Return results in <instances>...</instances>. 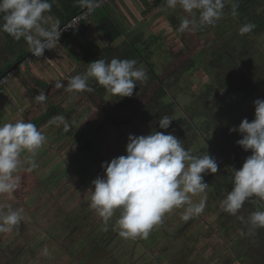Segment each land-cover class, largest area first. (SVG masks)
Segmentation results:
<instances>
[{
	"label": "rangeland",
	"instance_id": "1",
	"mask_svg": "<svg viewBox=\"0 0 264 264\" xmlns=\"http://www.w3.org/2000/svg\"><path fill=\"white\" fill-rule=\"evenodd\" d=\"M121 4L124 8H120ZM110 8L118 13L117 18L128 29L126 36L113 44H109L104 39L98 26L92 21V18L101 17ZM228 9H230L229 3L226 0L221 19L214 25L198 27L201 31H198L196 37L197 33L194 31H178L181 19L188 15L179 6L175 9L166 8L165 0H126V2L111 0L109 4L97 9L95 15L90 18V24L85 25V28L91 29V31L87 30L88 35L85 39L81 38L80 33H76L79 41L74 42L73 52H78V56L64 53L62 49L57 51L59 48L57 44L55 54L36 61L10 80L5 90L15 84L17 88L29 92L33 99L40 92H44L47 96V100L43 103L34 99L31 104L36 110L32 112L33 107L30 106L25 112L27 116L34 118L36 115H44L51 110L52 106H58L61 110L60 115L70 125V135L68 136L69 131H65L62 124L58 126L56 122L50 123L55 116L49 118L44 124L36 125L46 137L44 145L38 150L40 166L46 168L39 174L36 170V175L33 176L32 171L25 174L19 190L11 194H3L4 198H0V203H11L14 208H22L24 217L19 226L13 227L9 232L0 233V264L6 259H10L11 264H157L162 258L163 263L166 264L170 259L167 254L171 253V249L167 248L172 242L177 243L181 251L189 248L188 252L183 251L185 256L188 255L186 257L193 255L195 246L198 251H202L206 245H216L217 241L219 246L224 245L231 254L233 253L225 239L219 241L224 231L223 227L219 228V225H222L228 218V213L222 211L218 225L216 219L221 209L217 201L221 192H226V190L231 192V185L234 187L233 173L229 167L242 168L245 159L252 152L251 150L244 151L237 144L242 136L238 132H230L229 129L234 126L238 127L247 115L254 120V101L261 98L241 91H229L228 88L220 90L219 97L211 93L209 98L204 100L202 96L209 85H215L219 75V70H211V72L208 70L209 62L213 59L211 56L216 52V48L219 50L221 46L217 45L219 36L227 39L225 44L228 43L227 46L230 49L250 44L248 56L240 61L241 67L246 72L257 75L259 89L264 94V32L252 38H245L246 34L241 35L239 29L244 26V22L249 23L250 19L241 18L238 14L233 15L232 10ZM45 15L51 18L49 24L45 26L54 25L55 20L50 13H45ZM198 15L197 12V19ZM2 36L0 37V48L4 52H0V62L2 54L3 59L14 60L22 47L27 52L29 51L28 44L23 42L17 45L16 54L13 53L11 57L9 49L2 45L9 40L7 41V38L5 36L2 38ZM136 38L139 43H137L132 59L137 61L136 67L145 71L147 79L137 82L132 95L131 107L120 105L118 103L120 99L117 100L118 102L115 101L114 95L96 91L93 87L95 80L91 78L89 80H93V83H88V85L92 91L69 93L63 88L55 87L57 82H61L66 87L68 79L86 72L89 65L84 60L90 47H99L102 50L112 45L110 52L112 58H116L128 52L129 43ZM250 39L254 42L251 43ZM18 42L14 41L13 47L14 43ZM59 43H62V40ZM149 51L152 53L149 54ZM203 52L207 53L204 55ZM105 54L101 52L99 56ZM191 60L195 61L193 68L189 66ZM51 63L56 64L55 69ZM150 64L154 66L160 78L166 79L165 83L169 85V88L167 87L168 97L163 100L169 107L172 106L173 111L170 118L173 120L168 131L163 132L175 135L186 149L191 150L193 155L215 154L221 160L223 169L228 170V176L226 175V180H219V175H222L220 167L218 169L220 173H202L204 182L209 184V188L205 193L192 197L194 203H199L202 197L206 198V202L190 234L186 232V236H182V234L172 233L177 228L176 224L184 221L181 218L184 208H174L171 211L175 213L177 209V216L163 215L160 223L152 227L147 237L140 235L124 240L112 238L114 245L118 243L124 246L123 253H119L123 247L117 245V248H120L119 252H116L117 259L106 260L102 258L103 253L98 252L103 247H107L108 241L111 240L109 229L107 230L106 223L100 220L101 217H93V220H89V216L86 215L87 207L81 204L80 200L92 187V183L88 182L82 186L81 180L83 175L90 171H93V176L90 178L92 181L98 176H104V169L101 167L103 162L110 163L113 158L126 155L129 134L140 136L149 135L153 131L162 132L159 127L145 126L144 122L139 119H133L135 123L132 121L130 123L126 116L133 109L140 112L146 97L150 96L149 99H151L159 87L157 79L148 77ZM39 65H44L43 70L46 71L57 70L56 77L53 79L35 75V67ZM5 94L6 92L3 91V95ZM4 98L7 99L6 96ZM118 109L122 112V114L119 112L123 118L121 123L108 118L109 114L118 115ZM193 114H198V117ZM153 119L155 116L151 118ZM183 122L186 125L182 124ZM179 128H182V133L178 130ZM195 129L199 137L194 133ZM205 129L211 132L210 138L204 134ZM224 135L227 137L231 135L230 149L224 143ZM219 136L220 141L217 139ZM88 139L92 141L91 147L94 151L86 155L81 147ZM219 151L227 157L226 161L223 160ZM85 155L89 156V162L82 165L80 162ZM54 167L59 169H51ZM75 167H78V171L73 169ZM72 169L74 173L70 177L67 176ZM18 175L21 177L23 174ZM58 176L61 180H65V183L56 181L55 177ZM221 177L225 178L224 175ZM39 178H42L41 183ZM226 195L223 193L221 200ZM212 198L214 201L211 200ZM245 203L250 205V210L245 211L244 206L239 210L237 213L239 226V217H244L246 214L248 219L252 212L264 211V200L255 196ZM163 223L170 226L163 225L161 229ZM246 224H248L247 221L244 225ZM241 229L244 230V227ZM112 233L118 235V232ZM251 233L250 242H247L251 250L247 252L245 259L242 258L240 261L242 264H264V228H254ZM167 239H170L168 244ZM245 244H238L239 250H242L244 246L243 251L238 254L239 258L247 249ZM45 249H47V254H45ZM126 260L130 261L126 263ZM177 262L180 264L182 261L179 259Z\"/></svg>",
	"mask_w": 264,
	"mask_h": 264
},
{
	"label": "clouds",
	"instance_id": "2",
	"mask_svg": "<svg viewBox=\"0 0 264 264\" xmlns=\"http://www.w3.org/2000/svg\"><path fill=\"white\" fill-rule=\"evenodd\" d=\"M53 2L0 0V31L17 41L23 38L30 53L42 57L46 49L55 47L61 36L56 25L45 27L51 19L45 13L51 11ZM77 2L89 11L99 6V0ZM225 3L226 0H165V7L175 9L179 6L187 13L181 19L178 31L191 32L220 20ZM236 8L234 4L233 15L237 14ZM254 28V24L248 23L239 29V33L244 35ZM136 64L134 59H99L89 63L85 73L68 79L66 87L61 82H57L55 87L69 93L92 91L88 85L91 78L111 95L131 97L137 82L147 79L145 71ZM35 100L43 103L47 96L40 92ZM254 107L253 121L245 118L238 127L229 129L242 136L237 144L244 151L252 152L241 169H232L234 187L220 202V209L230 215H237L245 202L254 196L264 200V99L255 100ZM172 120L168 116L160 117L159 127L167 130ZM52 122L58 126L62 124L65 131L69 128L62 116L54 117ZM45 141V135L31 122L18 120L0 124V195L14 193L20 188L21 177L18 173L21 165L27 166L25 171L35 169V157ZM128 141L127 154L113 158L110 163L103 162L101 167L105 175L93 180L92 187L85 194L86 199L90 197L89 206L105 223L113 216L115 209H120L113 230L126 239L140 235L147 237L152 227L160 223L162 216L174 208L187 205L181 213L185 221L204 210L206 198L202 197L199 203H194L192 197L205 193L209 188L202 173L218 172L215 158L208 153L193 155L175 135L159 131L140 136L129 134ZM22 153L26 155L22 157ZM23 218L22 208H14L11 203H0V233L19 226ZM239 218L244 220L242 216ZM247 223L253 229L264 228V211L252 212Z\"/></svg>",
	"mask_w": 264,
	"mask_h": 264
},
{
	"label": "trees",
	"instance_id": "3",
	"mask_svg": "<svg viewBox=\"0 0 264 264\" xmlns=\"http://www.w3.org/2000/svg\"><path fill=\"white\" fill-rule=\"evenodd\" d=\"M111 2V0H110ZM110 2L104 3L101 7L97 8L100 9L102 7H104L105 5L109 4ZM229 3V8L228 10H232L233 5H237L236 8V12L238 15L241 16V18H245V19H250L251 24L255 25V28L249 32L246 33L245 38H252L255 35H258L259 33L264 32V0H228ZM85 8H87L86 6H82L81 4H79L77 2V0H54L53 4H52V8L51 11L49 12L51 17L54 18L56 25L58 26V28L62 27L64 24L67 23L68 20H70L72 17L78 15L79 13H81L82 11L85 10ZM97 9L95 10V12L93 13L92 16L95 15ZM48 13V12H47ZM243 13V15H241ZM116 14H118L116 11H112L111 8L106 10L104 14L101 15V17L98 18H92L93 22L96 24V26H98L100 33L102 34V36L104 37L105 40H107V42L109 44H113L115 42H117L118 40H120L122 37L126 36L127 34V30L126 26H124L123 23H121L122 21L117 18ZM245 14V15H244ZM115 15V16H114ZM91 16V17H92ZM90 17V18H91ZM88 19L87 21H84L83 27L85 28V25L90 24L91 19ZM247 22H244V25L247 24ZM198 31H201L200 28H197L194 33L196 32V37L198 36ZM76 31H74L73 33L69 34V35H65L64 38H62V42L64 39L67 38H71L74 37V35ZM2 34L4 36H6L9 40L8 42V48L10 47V39H13V42L16 41L12 36H10L9 34H7L6 32H2L0 31V37L2 36ZM227 39L222 38V36H219L217 38V45H221L220 49L218 50V48H216V52L213 53V55L211 57H213V59L209 62L208 65V70L211 72V70H219V75L216 78L215 81V85H209L207 87V91L203 94L202 98L208 99L209 96L211 95V93L213 95L216 96H220V94L218 93L220 90H228L229 91H241V92H245L248 95H256L258 97H260L261 99H264V94L263 92H261V90L259 89V81H258V77L256 74L254 73H250V72H246L244 68L241 67V60L245 57L248 56L249 54V49H250V44H244L243 47L238 48V47H234L232 49H230L227 45L225 44ZM61 41V40H60ZM138 38L134 39L133 42L129 43V51L117 56L116 58L119 59H132L133 58V54L136 52L137 49V43L138 42ZM27 43L23 38H21L19 40L18 43H14V47H10L9 49L12 51L13 53L16 54V50L18 48L17 45H21L22 43ZM250 42L253 43L254 40L250 39ZM59 43V42H58ZM224 43V45H222ZM112 45L104 47L102 50L99 49V47H90L88 49V53H86V57L85 60L88 64L91 63V61H96L99 59H105L106 61H110L112 59V53L110 52V48ZM84 51V50H83ZM10 52V51H8ZM101 52H105V55H101L99 56V54ZM152 51H149V54H151ZM207 53V52H206ZM205 52H203L202 54H206ZM236 55H235V54ZM17 56L14 59L13 63H7L6 64V68L0 72V79L2 77H4L7 74V71H9L11 68H13L17 63H19L23 58H25L28 55V52L25 50L24 47L21 48V50H19L17 52ZM72 55H76L78 56L76 53L72 52ZM210 56V54H209ZM108 57H111L110 59ZM191 64L189 65L190 68L194 67L195 61L191 60ZM181 65H184L181 63ZM224 71H223V70ZM223 71V72H222ZM158 72L156 71V69L154 68V66L152 64H150V69L148 71V77L149 78H155L159 81V87L158 89L155 91V95H154V100H152L151 102H149L148 104L145 105L144 108H142L141 112L139 113V121H143L144 125L149 127V126H153L155 127H159V119L160 117L163 116H168L170 117L172 114V106L169 107L168 104H166L164 102V98L168 97V92L167 89L169 88V85H167V83H165V80H162L160 78V75L157 74ZM6 87V86H5ZM5 87L3 88V91H5ZM168 87V88H167ZM94 89L100 93H105L106 90L104 89V87L100 86L97 82H95V87ZM135 90V89H134ZM5 95H1L0 94V99L5 101L4 98ZM116 98H120L118 96H116ZM122 99L127 100L128 97H122ZM120 99V100H122ZM61 110L59 109L58 106H52L51 110L47 113H45L43 116H41L39 119L36 120V125H40V124H44L45 121L49 120V118H53L61 116ZM198 115V114H197ZM196 114H193V116H197ZM155 116V119L151 120L152 117ZM63 117V116H62ZM198 117V116H197ZM247 118L250 121H253V119L250 118L249 115H247ZM182 124L186 125L185 122H183ZM170 127V126H169ZM190 127V126H189ZM160 128V127H159ZM199 128V127H198ZM161 129V128H160ZM182 128H179L178 130H180L181 132ZM162 132H166L168 131L165 129H161ZM69 131L67 134L68 136L70 135V125L68 130ZM206 132H204V134H206L205 136L207 138H210V134L211 132H208L207 129H205ZM194 133H196V136H198L196 129L194 130ZM209 136V137H208ZM224 138V143H226V145L228 146V148H231V135H229L228 137L226 135L223 136ZM218 141H220V136L217 137ZM199 140V138H198ZM211 141V139H209ZM200 141V140H199ZM209 142V141H208ZM92 141L90 139H88L81 147V149L85 152L86 155H89L91 151H94L92 149ZM225 145V147H226ZM218 150V149H217ZM220 152V151H219ZM220 154L222 155V152H220ZM211 157L215 158L217 164L220 163V165H218V169L219 167L222 168V175L225 176V178H222L221 174L219 175L222 180H226V175H227V169H223V164L221 162V160L215 155V154H211ZM223 160L226 161L227 157H225V155H222ZM228 164V163H227ZM55 168V167H54ZM51 168V169H54ZM231 172L233 173L232 169L235 170H239L241 169L238 166H231L229 167ZM220 171V170H219ZM49 173L52 171H48ZM220 173V172H218ZM33 174V172H32ZM228 176V175H227ZM231 187H233L231 185ZM224 193V191H223ZM3 198V197H2ZM253 229L251 228V226L248 224L246 226V230H243L241 232V237H238L237 240H231L232 244L231 245V249L233 251V255L235 257V253L239 254L241 253L240 251H243L244 246L242 248V250L238 249V244L239 243H246V247L247 249L245 250V252H243L241 254V258H239L238 256V263L242 264V261H240L242 258L243 260L245 259L247 252L251 250V248H248L247 246V242H250V236L252 235V233L250 234V232ZM243 232H245V234L243 235ZM235 243H238L237 245H235ZM229 246V245H228ZM250 246V245H249Z\"/></svg>",
	"mask_w": 264,
	"mask_h": 264
},
{
	"label": "flooded vegetation",
	"instance_id": "4",
	"mask_svg": "<svg viewBox=\"0 0 264 264\" xmlns=\"http://www.w3.org/2000/svg\"><path fill=\"white\" fill-rule=\"evenodd\" d=\"M96 82V81H95ZM95 82H94V85H93V87H95ZM88 83H93V80H89L88 81ZM135 94V93H134ZM155 95V94H154ZM154 95H153V97L151 98V99H149L150 98V96H148V97H146V99H145V101H144V104H143V106L140 108V112H141V110H142V108H144L145 107V105H146V103L149 101V102H151L152 100H154ZM113 98H114V100L115 101H117L118 99H122V98H116V96H113ZM128 102V104H127V102ZM118 102V101H117ZM120 105H123V106H125V107H131L130 105H131V103H133V101H132V96L131 97H128V99L127 100H125V99H122V100H119V102H118ZM119 107V106H118ZM105 113H107L106 111H104ZM119 112H120V110L118 109V112H117V114L118 115H111V114H109L108 115V118H112V119H114L117 123H121L122 121L121 120H123V118H121L122 116H120V114H119ZM140 112H137L135 109H133L130 113H128V114H126V116H127V120L128 121H130V123H131V121L134 119V120H138V117H139V113ZM121 114H122V112H120ZM132 122H134V121H132ZM135 123V122H134ZM35 160H36V164H37V167L35 168V169H33L32 171L33 172H35L36 170H37V173L39 174L41 171H44L45 169H44V167H41L40 166V159H38V157L36 158L35 157ZM89 162V156H84L83 157V159H82V161L80 162L82 165H84V164H86V163H88ZM54 169H59V168H57V167H55ZM73 169H75V171H78V167H75V168H73ZM71 170L69 173H68V175L67 176H71L72 175V173H74V170ZM64 171H69V170H64ZM81 173V172H80ZM24 176V175H23ZM93 176V171H90V172H88L87 174H84L83 175V177H82V180H81V182H82V186L84 185V184H86V183H88V182H92V180L90 179L91 177ZM39 177H40V175H39ZM23 180V177L21 176V181ZM55 180L56 181H61L62 183H65V180H61L60 179V177L58 176V177H55ZM220 181H221V178L219 179ZM41 181H42V178H39V182L41 183ZM77 182V181H76ZM217 190V189H216ZM230 190V189H229ZM231 190H232V187H231ZM227 191L228 190H226V192L224 191V193L225 194H227ZM86 194V193H85ZM85 194H84V196H83V198H81V200H80V202H81V204H85V207H87L86 208V215H88L89 216V220H93V217H95V215H96V212H95V210L94 209H92L90 206H89V204H90V197L89 198H85ZM222 194H223V192H221V195H220V197L222 196ZM209 197V196H208ZM218 198V203L220 204V200H221V198ZM211 200H213L214 201V199L212 198ZM244 210L245 211H247V210H250L249 209V204H247V203H245L244 205ZM184 207H186V205L184 206ZM183 207V208H184ZM246 207H248V209L246 208ZM115 216H118V217H116L117 219L119 218V216H120V209H115L114 210V213H113ZM167 214H174V215H176L177 216V209H176V212L175 213H173V211H170V212H166L164 215L165 216H167ZM220 214H222V210H220L219 211V213H218V216H217V219H216V222H217V224L219 225V223H220V221H221V216H220ZM232 216L233 215H230V214H228V218L223 222V224L222 225H219V228H222L223 227V232L221 233V235H220V239H219V241H221V240H223V239H225L226 240V243H227V245L228 244H232V242L230 241V238H232L233 240L235 239V237L236 238H238V237H241L242 235H241V233H239L238 231H235V228H234V222H235V220L233 221V219H232ZM234 218H235V216H233ZM198 218H200L199 217V215H193L190 219H188L187 221H183V222H180V223H178V224H176L177 225V230L175 229V231L174 232H172V233H176V234H182V236H186V232H188V234H190L191 233V231H192V229H193V224L198 220ZM244 218H247V215L245 214V216H244ZM102 222H103V219H100ZM169 222V221H168ZM171 222V221H170ZM115 223L116 222H114L111 218L108 220V222L106 223V226H107V230H108V233H109V236H110V239L111 240H109L108 241V243H107V247H103V249L100 251V252H98V253H103V256H102V258H105L106 260L107 259H109V260H116L117 259V257L115 256V253L117 252V245H119L118 243H116L115 245L113 244V239L112 238H114V239H116V238H120L121 240H124L125 238H121V237H119L120 235L118 234H113L112 232H118V231H116V230H113L114 229V225H115ZM163 225H165V227H168V226H170V225H168V226H166V223L164 224H162V227H161V229L163 228ZM154 230V229H153ZM158 230V229H157ZM195 230H196V228H195ZM197 232H199V231H197ZM220 232V231H219ZM169 240L170 239H167V244L169 243ZM196 242H198V241H196ZM195 242V243H196ZM199 243V242H198ZM217 244H219V242L217 241ZM216 244V245H217ZM92 245V244H91ZM121 245V244H120ZM169 245H171L170 247H168L167 249H173L174 248V256H173V258H171V259H169L168 261H167V263L166 264H172L173 262V264H179L177 261L179 260V259H181V263L180 264H202L203 263V258H204V256L206 255V253L208 252V251H210V250H212V251H214L215 250V253L217 252L218 254H220V255H218V254H215L216 256H218L219 258H220V260H225L226 259V257H230V256H234L233 255V253L231 254L230 252H229V250H227L226 248L227 247H225L224 245L223 246H216V245H213V246H211V245H206L205 246V248L202 250V251H198V249H197V247L195 246V249L193 250V255L191 256V257H186V256H188V255H184V252H187L188 251V248H186V250H184V252L183 251H181L180 250V247H179V245L177 244V243H174V242H172L171 244H169ZM192 247H194V246H192ZM219 247V248H218ZM218 248V249H217ZM230 250H232L231 249V247H230ZM226 251V255L225 256H223L224 255V252ZM233 252V251H232ZM180 255V256H179ZM183 255H184V258H183ZM223 256V257H222ZM214 257V255L213 256H211V258H213ZM130 260H126V263H128ZM2 264H11V262H10V259H6L5 260V262H3ZM110 264V263H109ZM112 264H114V263H112ZM157 264H164L163 263V258L162 259H160L158 262H157Z\"/></svg>",
	"mask_w": 264,
	"mask_h": 264
},
{
	"label": "crops",
	"instance_id": "5",
	"mask_svg": "<svg viewBox=\"0 0 264 264\" xmlns=\"http://www.w3.org/2000/svg\"><path fill=\"white\" fill-rule=\"evenodd\" d=\"M125 2H126V0H124ZM120 8H124L123 7V4H121L120 5ZM53 23H55V22H53ZM56 24V23H55ZM83 26V24L80 26V28L75 32V33H80V36H81V38L83 37V39H85L86 37H87V30H90L91 31V29H88V28H84V27H82ZM46 28L47 27H49V26H45ZM3 35V34H2ZM4 37V35L2 36V38ZM5 38H7L6 36H5ZM7 41H8V38H7ZM77 41H79L78 40V38L76 37V34L74 35V37H71V38H67V39H64L63 40V42L62 43H58V45H59V48H57V51L59 50V49H62V50H64V53H70V54H72L71 52H73V49H75V44H74V42H77ZM119 41V40H118ZM117 41V42H118ZM2 45H4L7 49H9L11 46L13 47V39L11 38L10 39V47L8 48V42H6L5 44H2ZM62 45V46H61ZM1 47V46H0ZM11 49V48H10ZM9 49V51H10V53H11V57H13V50L11 51ZM78 49V48H77ZM79 50V49H78ZM81 50H83V49H81ZM57 51H56V53H57ZM68 51V52H67ZM0 52L2 53V52H4L3 50H2V48H0ZM73 53H78V52H73ZM55 54V53H54ZM14 62V60L12 59V60H8L7 58H4L3 59V54H2V61L0 62L1 64H0V72H2L5 68H6V64L7 63H13ZM51 65H52V67H53V69H55V67H56V64H52L51 63ZM43 66L44 65H39L38 67H35V75H37L38 77H40V76H47V77H52L53 79L56 77V71L57 70H53L52 72L50 71V70H48V71H46V70H43ZM12 69V68H11ZM10 69V70H11ZM9 70V71H10ZM8 72V71H7ZM51 74V75H50ZM62 81V80H61ZM24 88V87H23ZM25 90V89H24ZM23 89H20V88H17L16 87V85L15 84H12L9 88H8V90H5V92H6V94H5V96H6V100L4 101V100H2V99H0V124H3V123H8V122H12V123H14V122H16V121H18V120H22V121H24V122H31V123H33V124H35V126H36V120L37 119H39L40 117H41V115H43V114H41V115H36V117H34V118H31V117H29V116H27L26 114H25V112H27V110L30 108V106L31 107H33L32 108V112H33V110H36V108L34 109V106L31 104L32 102H34V99H33V97L29 94V92H25ZM30 111H31V109H30ZM23 155H26V153H22V157H23ZM39 156V154H38V152H37V155H36V158ZM21 167H23L20 171H19V173L18 174H23V175H25V174H29V171H25L24 169L27 167L26 165H21ZM44 168H46V167H44ZM31 172V171H30ZM33 172V171H32ZM23 175H22V177H23ZM33 175H36V173L34 172V174H32V176ZM20 186H21V184H20ZM20 189V188H19ZM18 189V190H19ZM0 198H2V195H0ZM4 198V197H3ZM96 212V211H95ZM95 217H100L97 213H96V215H95ZM116 217H118V216H115L114 214H113V216L111 217V219L114 221V222H116V220H117V218ZM237 218H238V216L237 215H235V218H234V220H235V222H234V228H235V231H243V229H241V227H244V230H246V226L248 225V224H246V225H244L245 224V222L247 221V218H244V220L242 221L241 219H240V221H239V223H240V226H239V224H238V221H237ZM244 225V226H243ZM240 227V228H239ZM238 238H236L235 237V239L234 240H237ZM231 240H233L232 238H230V241ZM238 243H235V245H237ZM120 245V244H119ZM230 247H231V245L230 244H228ZM120 246H122L123 248H122V250H121V252H119V249L120 248H117V252H119V253H123V249H124V246L123 245H120ZM216 246H218V244L216 245ZM204 249V248H203ZM202 249V250H203ZM218 249V248H217ZM184 250H186V249H183V251ZM188 250H189V248H188ZM188 252V251H187ZM226 251L224 252V255L223 256H225L226 254ZM215 254H218L217 252L215 253V250L214 251H212V250H210V251H208L207 253H206V255L204 256V258H203V263L202 264H239L238 263V254L237 253H235V257L234 256H230V257H226V259L225 260H220V258L218 257V256H216ZM117 253H115V256L117 257ZM214 255V257L213 258H211V256H213ZM218 255H220V254H218ZM167 256L171 259V258H173V256H174V248L173 249H171V253H169V254H167ZM222 256V257H223ZM174 263V262H173ZM172 263V264H173Z\"/></svg>",
	"mask_w": 264,
	"mask_h": 264
},
{
	"label": "built area",
	"instance_id": "6",
	"mask_svg": "<svg viewBox=\"0 0 264 264\" xmlns=\"http://www.w3.org/2000/svg\"><path fill=\"white\" fill-rule=\"evenodd\" d=\"M110 2V0H99V6L95 7L93 10L89 11L87 8H85L84 11L79 13L78 15L72 17L70 20L67 21L66 24H64L62 27L58 28L56 24V27L61 31V36L59 39H57L55 43V47L58 44L62 38H64L65 35H69L73 33L74 31H77L81 24L84 21H87L95 12V10L99 7H101L104 3ZM55 47L53 49H46L44 52V55L42 57H35L32 53H29L28 55L23 58L18 65L13 68L12 70L8 71L7 74L0 80V94H3V88L10 82V80L13 77L18 76L20 73L24 72L30 65L34 64L36 61L41 60L43 58H46L49 55L54 54Z\"/></svg>",
	"mask_w": 264,
	"mask_h": 264
},
{
	"label": "water",
	"instance_id": "7",
	"mask_svg": "<svg viewBox=\"0 0 264 264\" xmlns=\"http://www.w3.org/2000/svg\"><path fill=\"white\" fill-rule=\"evenodd\" d=\"M17 65H18V63L15 66H17Z\"/></svg>",
	"mask_w": 264,
	"mask_h": 264
}]
</instances>
